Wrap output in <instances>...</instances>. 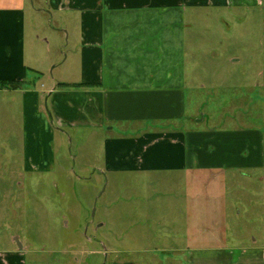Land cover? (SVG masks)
Wrapping results in <instances>:
<instances>
[{"label":"crops","instance_id":"obj_1","mask_svg":"<svg viewBox=\"0 0 264 264\" xmlns=\"http://www.w3.org/2000/svg\"><path fill=\"white\" fill-rule=\"evenodd\" d=\"M28 2L0 0V94L23 97L27 168H48L57 133H107L104 171L175 178L181 227L171 250L185 264H264V125L202 130L197 117V126L181 125L194 87L187 17L201 10L264 16V0H41L33 14L55 16L61 31L77 34L71 82L27 62L35 59ZM20 260L15 251L0 253V264Z\"/></svg>","mask_w":264,"mask_h":264},{"label":"rangeland","instance_id":"obj_2","mask_svg":"<svg viewBox=\"0 0 264 264\" xmlns=\"http://www.w3.org/2000/svg\"><path fill=\"white\" fill-rule=\"evenodd\" d=\"M40 1L27 6L28 55L35 59L26 60L46 77L71 82L79 70L77 34L61 31L55 16L33 14ZM186 29L194 87L181 125L193 127L197 117L202 130L261 129L264 16L201 10L187 17ZM24 136L22 95L1 93L0 253L17 252L21 264H185L171 250L181 227L173 176L104 171L110 135L85 130L57 133L51 164L30 171Z\"/></svg>","mask_w":264,"mask_h":264},{"label":"trees","instance_id":"obj_3","mask_svg":"<svg viewBox=\"0 0 264 264\" xmlns=\"http://www.w3.org/2000/svg\"><path fill=\"white\" fill-rule=\"evenodd\" d=\"M1 87L8 88V85L6 83L1 84Z\"/></svg>","mask_w":264,"mask_h":264}]
</instances>
